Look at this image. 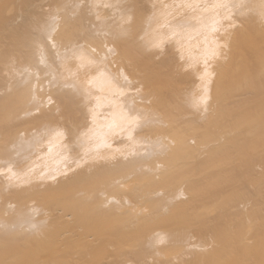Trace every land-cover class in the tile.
I'll return each mask as SVG.
<instances>
[{"label":"bare ground","instance_id":"obj_1","mask_svg":"<svg viewBox=\"0 0 264 264\" xmlns=\"http://www.w3.org/2000/svg\"><path fill=\"white\" fill-rule=\"evenodd\" d=\"M0 264H264V0H0Z\"/></svg>","mask_w":264,"mask_h":264},{"label":"rangeland","instance_id":"obj_2","mask_svg":"<svg viewBox=\"0 0 264 264\" xmlns=\"http://www.w3.org/2000/svg\"><path fill=\"white\" fill-rule=\"evenodd\" d=\"M186 71V70H185ZM188 71V70H187ZM149 259H151V258H149Z\"/></svg>","mask_w":264,"mask_h":264}]
</instances>
